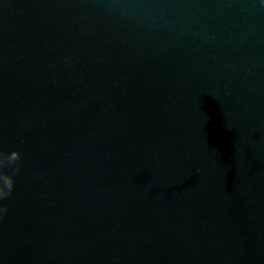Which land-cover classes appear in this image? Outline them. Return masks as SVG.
<instances>
[{
  "label": "water",
  "instance_id": "95a60500",
  "mask_svg": "<svg viewBox=\"0 0 264 264\" xmlns=\"http://www.w3.org/2000/svg\"><path fill=\"white\" fill-rule=\"evenodd\" d=\"M0 151V264H264V0H0Z\"/></svg>",
  "mask_w": 264,
  "mask_h": 264
},
{
  "label": "clouds",
  "instance_id": "9594fccd",
  "mask_svg": "<svg viewBox=\"0 0 264 264\" xmlns=\"http://www.w3.org/2000/svg\"><path fill=\"white\" fill-rule=\"evenodd\" d=\"M22 160L20 151H12L10 154L0 151V201L8 199L15 190V175L20 171L19 162ZM7 169H12L11 172ZM8 212L7 205L0 204V221Z\"/></svg>",
  "mask_w": 264,
  "mask_h": 264
}]
</instances>
